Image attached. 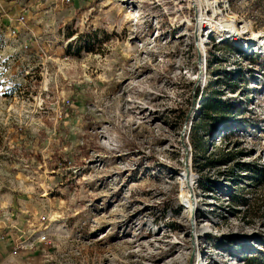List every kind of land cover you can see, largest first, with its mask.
Segmentation results:
<instances>
[{"label": "rangeland", "instance_id": "1", "mask_svg": "<svg viewBox=\"0 0 264 264\" xmlns=\"http://www.w3.org/2000/svg\"><path fill=\"white\" fill-rule=\"evenodd\" d=\"M228 16L258 43L264 0H0V264L264 257V51L200 45ZM204 93L241 145L201 173Z\"/></svg>", "mask_w": 264, "mask_h": 264}, {"label": "trees", "instance_id": "2", "mask_svg": "<svg viewBox=\"0 0 264 264\" xmlns=\"http://www.w3.org/2000/svg\"><path fill=\"white\" fill-rule=\"evenodd\" d=\"M215 45V44H214ZM216 46V45H215ZM206 97L202 101L201 112L199 114V119L195 122L192 128V145L196 152L194 156L196 161V168L199 172L203 173L206 169L215 168L217 166H228L229 163L233 162L236 155L238 154L237 149L240 147V140L232 142V132L225 133L222 136V142L224 143V148L222 146H217L214 153L209 154V145L207 144V136L211 135V131L207 129L209 125H220L223 128H227L228 121L233 113L232 106L222 99L217 98L215 95H205ZM195 96V101H196ZM191 119L190 115H187L185 120L186 123ZM218 155L217 157L215 155ZM201 185L204 186L203 181ZM239 196V195H238ZM263 253V251H260ZM247 264H264V257L259 255H252L247 258Z\"/></svg>", "mask_w": 264, "mask_h": 264}, {"label": "bare ground", "instance_id": "3", "mask_svg": "<svg viewBox=\"0 0 264 264\" xmlns=\"http://www.w3.org/2000/svg\"><path fill=\"white\" fill-rule=\"evenodd\" d=\"M249 25H244L243 29H246ZM207 29V26L204 25V28L201 30L200 36V45L203 46L206 44L207 40L211 37L213 33H216L222 41H229L234 40L237 43V46L244 48L246 50L255 51H264V34L261 33L259 37H257L258 43L257 44H250L249 41L243 40L242 38H236L239 36V28L237 27V20L236 16H228L223 18L219 23L212 24L211 30ZM207 31L206 33L204 31ZM204 32V33H203ZM104 237V236H103Z\"/></svg>", "mask_w": 264, "mask_h": 264}]
</instances>
